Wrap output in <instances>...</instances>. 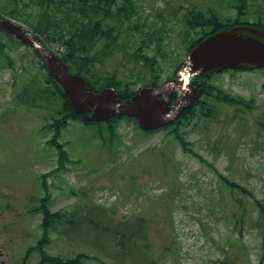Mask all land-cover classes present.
<instances>
[{
    "label": "rangeland",
    "instance_id": "rangeland-1",
    "mask_svg": "<svg viewBox=\"0 0 264 264\" xmlns=\"http://www.w3.org/2000/svg\"><path fill=\"white\" fill-rule=\"evenodd\" d=\"M135 1L96 73L129 90L163 82L186 63L190 41L206 30L187 32L185 11L198 5L236 16L219 4L226 0ZM15 4L0 0V13ZM17 7L21 14L8 17L33 33L25 18L37 8L28 0ZM0 43V264H37L42 254L75 264H264L251 222L255 201L264 205V69L206 80L238 103L213 101L210 117L180 125L184 152L168 127L143 133L125 119L110 129L73 119L48 126L60 104L35 97L45 84L41 61L8 35ZM133 54L153 57L149 73ZM223 176L246 192L225 189ZM40 197L54 215L46 232Z\"/></svg>",
    "mask_w": 264,
    "mask_h": 264
},
{
    "label": "trees",
    "instance_id": "trees-1",
    "mask_svg": "<svg viewBox=\"0 0 264 264\" xmlns=\"http://www.w3.org/2000/svg\"><path fill=\"white\" fill-rule=\"evenodd\" d=\"M14 3H19L21 0H12ZM29 3L37 8V10L32 11L28 14L30 19L25 21L29 24L33 31L32 36L38 39L42 44L49 46L51 40L58 42L61 47L60 50L52 49L63 61L66 63L67 67L74 72H77L85 77L86 86L92 90L101 89L104 86H112L116 90L118 96L122 99L131 96L134 92L129 90L127 84L120 85L119 81L113 79V77H102L99 76L98 65L102 61V57L109 53L110 41H113L118 33L123 30V24L129 21L131 14L136 12V1L135 0H121L117 3V0H28ZM17 4L7 12L8 16L15 17L19 16L20 9H18ZM25 4V3H24ZM219 4L226 10L234 9L236 12L235 19H230V16L218 12L213 7H200L193 6L182 15V21L186 27L187 32L194 28L205 29L200 37L194 38L189 43V48L196 44L207 32H212L220 30L223 28H229L230 26L236 24H250L256 27L264 29V0H226L223 4ZM251 17L253 21H249L248 18ZM243 18V20L241 19ZM242 20V22H241ZM126 28V27H125ZM131 28L128 26L125 30ZM208 29V30H207ZM186 32V33H187ZM5 35H8L4 33ZM9 37H12L8 35ZM13 38V37H12ZM101 43V46L97 48V45ZM36 57H38L40 67L45 71V81L43 87H39L40 90L35 97L40 99H47L49 102L51 99H55L59 102L60 106L56 111L58 117L54 119L53 123L48 126H55L57 130L63 127L67 122V119H78L86 122L82 119L79 114L72 111L71 104L65 95L64 91L59 87V84L53 79L51 75L46 71L44 63L40 55L31 48ZM58 50V51H57ZM3 44L0 43V54L3 53ZM135 60L141 61L144 66L152 67L153 57H148L143 55L142 57H136L133 54ZM233 72V71H232ZM149 73V71H148ZM214 74H199L195 76L192 81L197 89V98L191 101V103L185 107L177 116L173 118L170 123L159 128H170L173 132L177 144L184 150L187 151L183 136L179 133L178 127L182 124H186L189 120L195 117H210L211 110L207 104L212 105L213 101H226L238 103L233 97L228 94L222 93V91L208 83L206 80ZM34 81H31L33 83ZM159 81L155 78H150L148 85H157ZM33 84L29 85L32 88ZM33 90V89H32ZM171 99H174L175 95L170 94ZM245 107H249L250 104H244ZM246 109V108H245ZM125 119L127 122L132 121L135 123L134 119L123 116L116 115L108 118L105 123L109 124V129L112 127L111 123H116L117 121ZM99 123V122H98ZM136 125V124H135ZM137 126V125H136ZM139 129L138 127H136ZM140 130L143 133H152L156 130ZM111 133V130H110ZM110 137L112 138L111 134ZM44 184V181H43ZM221 184L225 189L229 191L239 190L241 193H245V187L232 179L223 176L221 178ZM39 210L45 214L42 217V227L43 231L48 230L51 224L50 218L54 215L48 211V203L46 197H40ZM237 203H241L242 207L245 203L237 200ZM257 204V213L252 219V224L257 228L260 233V248L261 255L264 256V205L255 201ZM242 215L246 217L250 214L247 212ZM50 218L48 219V217ZM56 219H59L56 217ZM109 229V228H106ZM116 229H114L115 231ZM113 231V232H114ZM41 241L38 243L37 247H40ZM40 262L38 264L48 263V264H73L76 259H62L60 256H51L42 254ZM148 264H151L150 262Z\"/></svg>",
    "mask_w": 264,
    "mask_h": 264
},
{
    "label": "water",
    "instance_id": "water-1",
    "mask_svg": "<svg viewBox=\"0 0 264 264\" xmlns=\"http://www.w3.org/2000/svg\"><path fill=\"white\" fill-rule=\"evenodd\" d=\"M0 31L34 47L48 72L68 96L73 111L80 113L84 119L98 121L125 114L133 116L143 129L163 126L190 104L197 96V89L190 82L194 76L226 68L264 67V29L238 24L211 32L194 44L186 64L175 77L157 86H142L129 98L121 99L109 85L98 91L90 90L85 86L84 76L69 71L58 56L8 16L0 15ZM175 89L180 90L181 95L172 101L169 96Z\"/></svg>",
    "mask_w": 264,
    "mask_h": 264
}]
</instances>
